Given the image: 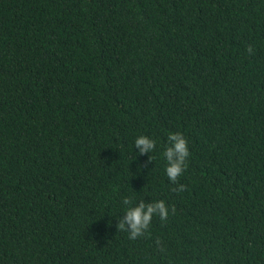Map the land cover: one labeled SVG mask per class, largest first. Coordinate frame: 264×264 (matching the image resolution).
Wrapping results in <instances>:
<instances>
[{"label":"trees","instance_id":"1","mask_svg":"<svg viewBox=\"0 0 264 264\" xmlns=\"http://www.w3.org/2000/svg\"><path fill=\"white\" fill-rule=\"evenodd\" d=\"M0 264H264V0H0Z\"/></svg>","mask_w":264,"mask_h":264},{"label":"clouds","instance_id":"2","mask_svg":"<svg viewBox=\"0 0 264 264\" xmlns=\"http://www.w3.org/2000/svg\"><path fill=\"white\" fill-rule=\"evenodd\" d=\"M249 53L252 52L251 46L247 48ZM133 146L138 148L139 154L152 152L156 147V141L147 135H137L133 141ZM187 141L180 132H169L167 134L166 146L163 150V158L166 161L164 173L168 180L175 183L177 177L182 174L185 166V160L188 157ZM183 185H178L177 189H183ZM123 203L127 205L124 208L123 219L118 223L121 229L127 226L129 239H136L145 234L149 227L152 217L158 216L160 220H165L169 213V208L163 200H155L150 203H145L140 200L136 204H131L127 197Z\"/></svg>","mask_w":264,"mask_h":264}]
</instances>
